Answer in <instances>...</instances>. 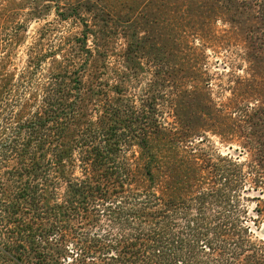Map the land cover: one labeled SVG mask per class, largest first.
I'll list each match as a JSON object with an SVG mask.
<instances>
[{
	"label": "trees",
	"instance_id": "obj_1",
	"mask_svg": "<svg viewBox=\"0 0 264 264\" xmlns=\"http://www.w3.org/2000/svg\"><path fill=\"white\" fill-rule=\"evenodd\" d=\"M47 46L0 73V264H264L245 196L264 195V157L207 152L190 124L87 81V49L77 63Z\"/></svg>",
	"mask_w": 264,
	"mask_h": 264
},
{
	"label": "rangeland",
	"instance_id": "obj_2",
	"mask_svg": "<svg viewBox=\"0 0 264 264\" xmlns=\"http://www.w3.org/2000/svg\"><path fill=\"white\" fill-rule=\"evenodd\" d=\"M39 42L77 63V48L87 49V81L98 77L110 92L119 85L161 123L190 124L207 152L245 169L264 157V0H0V73L23 70ZM128 149L143 178L141 149ZM260 193L245 194L258 240Z\"/></svg>",
	"mask_w": 264,
	"mask_h": 264
}]
</instances>
